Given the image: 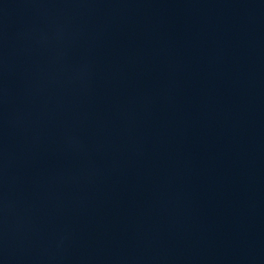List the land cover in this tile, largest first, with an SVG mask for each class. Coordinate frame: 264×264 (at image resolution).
<instances>
[{"label": "water", "instance_id": "water-1", "mask_svg": "<svg viewBox=\"0 0 264 264\" xmlns=\"http://www.w3.org/2000/svg\"><path fill=\"white\" fill-rule=\"evenodd\" d=\"M0 264H264V0H0Z\"/></svg>", "mask_w": 264, "mask_h": 264}]
</instances>
